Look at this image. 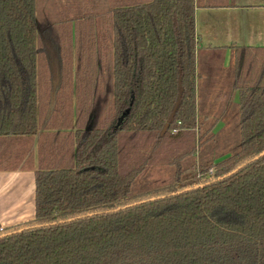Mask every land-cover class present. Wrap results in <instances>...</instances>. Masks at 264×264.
<instances>
[{
    "label": "trees",
    "instance_id": "obj_1",
    "mask_svg": "<svg viewBox=\"0 0 264 264\" xmlns=\"http://www.w3.org/2000/svg\"><path fill=\"white\" fill-rule=\"evenodd\" d=\"M102 1L66 21V50L37 0H0V138L18 150L0 170L30 168L20 143L39 139L35 217L0 228V264H264V50L237 49V149L190 164L219 123L199 114L196 0ZM153 166L173 181L133 195Z\"/></svg>",
    "mask_w": 264,
    "mask_h": 264
},
{
    "label": "crops",
    "instance_id": "obj_2",
    "mask_svg": "<svg viewBox=\"0 0 264 264\" xmlns=\"http://www.w3.org/2000/svg\"><path fill=\"white\" fill-rule=\"evenodd\" d=\"M196 4L197 70L209 83L207 87L215 88L220 80L213 75L215 64L235 66L237 49L264 50V0H196ZM218 126L225 128L220 122ZM27 143L32 151V166L26 170H0V228L29 222L35 217L39 139L33 137L30 142L20 144ZM0 144V160L7 155L13 160L17 150L13 148V139L0 138ZM21 150L19 153H24Z\"/></svg>",
    "mask_w": 264,
    "mask_h": 264
},
{
    "label": "rangeland",
    "instance_id": "obj_3",
    "mask_svg": "<svg viewBox=\"0 0 264 264\" xmlns=\"http://www.w3.org/2000/svg\"><path fill=\"white\" fill-rule=\"evenodd\" d=\"M88 2L89 0H37V16L39 24L46 30L55 28V32L60 35L63 40L62 45L68 50L67 48L74 47L75 44L70 37V34L73 33L71 32L72 30L70 31V29L64 25L66 21L75 17L77 14H83V9L85 8L86 13L94 12L93 7L95 5L100 6V11L101 9H104L101 8V4L104 3L102 0H95L94 3L96 4L93 7L88 6ZM102 12H105V10ZM101 20L102 18L100 17V21ZM78 31L79 34H76L78 41L83 39L88 40L87 38H90L91 36L90 29L83 24L79 26ZM41 65L43 66L42 72L45 76L44 82L47 86L44 88V95L46 98L44 101L45 104L48 103L51 81L48 78L45 58L43 56H41ZM214 67L215 70L213 71V75L220 79L219 82L215 83L217 87H207L209 84L207 80L204 78L202 79L201 76L198 78L199 114H201L200 118H203L204 116L208 117V115L211 114V121L215 118H219V122L221 121L220 126L224 124L225 128L219 129V126L217 125L214 132L215 137L212 141L208 142L206 140L205 142H202V147L196 155L195 160L190 163L197 166L200 165L202 161H211L216 158V163L226 160L237 149L239 143V129L237 128L239 117L236 115L238 110V95L232 89L235 68L234 66L231 68H229V66H222V63L220 62L215 64ZM75 92L76 91L72 85L65 89V95L68 97L69 103L72 101V103L75 104L73 97ZM207 95H209V98ZM212 103H215L214 107ZM208 112L210 113L207 114ZM210 124H208V126H210ZM174 174L175 169L173 167L153 166L149 168L148 171L134 184L133 195H139L169 185L174 179ZM192 175H194L193 172L188 173L189 180L192 178Z\"/></svg>",
    "mask_w": 264,
    "mask_h": 264
},
{
    "label": "water",
    "instance_id": "obj_4",
    "mask_svg": "<svg viewBox=\"0 0 264 264\" xmlns=\"http://www.w3.org/2000/svg\"><path fill=\"white\" fill-rule=\"evenodd\" d=\"M168 127H169V125H167V126L165 127V129H164V131H163V134H165V133L167 132ZM263 156H264V152H263L259 157H257V159H259V158H261V157H263ZM257 159H255V160H257ZM138 204H139V203H136V204L131 205V206H135V205H138Z\"/></svg>",
    "mask_w": 264,
    "mask_h": 264
}]
</instances>
